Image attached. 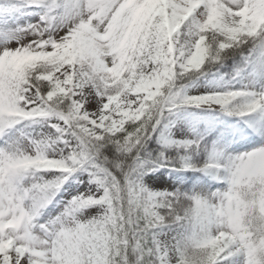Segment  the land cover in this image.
Here are the masks:
<instances>
[{"label": "snow or ice", "instance_id": "snow-or-ice-1", "mask_svg": "<svg viewBox=\"0 0 264 264\" xmlns=\"http://www.w3.org/2000/svg\"><path fill=\"white\" fill-rule=\"evenodd\" d=\"M0 264H264V0H0Z\"/></svg>", "mask_w": 264, "mask_h": 264}]
</instances>
